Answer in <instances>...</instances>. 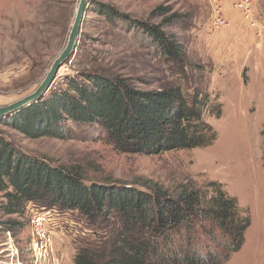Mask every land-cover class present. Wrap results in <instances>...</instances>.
Returning <instances> with one entry per match:
<instances>
[{
	"label": "rangeland",
	"instance_id": "374dc122",
	"mask_svg": "<svg viewBox=\"0 0 264 264\" xmlns=\"http://www.w3.org/2000/svg\"><path fill=\"white\" fill-rule=\"evenodd\" d=\"M232 2L225 0L229 26L214 29L210 0H90L76 49L51 87H61L67 75L96 71L131 78L145 90L174 85L190 93L208 90L223 110L222 116L207 118L217 131L213 144L152 155L124 153L98 124L71 125L66 139L31 138L5 123H0V134L20 152L81 170L88 183H157L173 190L192 182L203 191L211 182L221 183L251 219L243 248L223 264H264V0H255L260 31L247 25ZM78 3L0 0V107L29 94L44 80L67 44ZM97 4L112 5L153 24L171 14L154 15L158 7L180 14L183 21L164 29L181 41L186 64L179 67L166 59L125 22L107 20L96 11ZM37 211L51 212L55 224L50 252L38 261L30 249L31 220ZM9 219L27 225L14 231L0 228V264H74L78 246H95L100 235L78 211L59 206L31 202L22 217L0 210V226ZM13 249L18 250L15 261L9 256Z\"/></svg>",
	"mask_w": 264,
	"mask_h": 264
},
{
	"label": "trees",
	"instance_id": "16d2710c",
	"mask_svg": "<svg viewBox=\"0 0 264 264\" xmlns=\"http://www.w3.org/2000/svg\"><path fill=\"white\" fill-rule=\"evenodd\" d=\"M95 9L107 20L125 22L174 64H186L181 41L164 29L184 18L169 7L154 10L171 13L159 24L133 19L109 4ZM222 111L208 90L190 93L179 85L145 90L120 74L79 71L0 123L31 138L61 139L70 135L71 125L98 124L120 152L152 155L213 144L217 131L207 118ZM86 181L81 170L20 152L0 134L4 215L22 217L33 202L78 211L97 227L96 245L80 244L74 264H223L246 242L251 219L221 183L211 182L203 191L192 182L171 190L157 183ZM26 225L9 219L0 228Z\"/></svg>",
	"mask_w": 264,
	"mask_h": 264
},
{
	"label": "built area",
	"instance_id": "2783aa9c",
	"mask_svg": "<svg viewBox=\"0 0 264 264\" xmlns=\"http://www.w3.org/2000/svg\"><path fill=\"white\" fill-rule=\"evenodd\" d=\"M210 3L213 9V28L219 29L229 26L225 0H210ZM232 7L243 16L250 28L261 30L260 22L254 15L255 0H233ZM52 218L51 212L48 211H37L32 217L33 236L30 240V249L37 261L48 256L50 252L52 244L51 232H53V225H55ZM10 253L9 256L14 259L18 255V250L13 249Z\"/></svg>",
	"mask_w": 264,
	"mask_h": 264
},
{
	"label": "water",
	"instance_id": "95a60500",
	"mask_svg": "<svg viewBox=\"0 0 264 264\" xmlns=\"http://www.w3.org/2000/svg\"><path fill=\"white\" fill-rule=\"evenodd\" d=\"M90 0H79L75 20L73 22V26L71 32L69 34V38L67 41L66 46L61 51V53L57 56V58L52 63L46 77L40 83V85L30 92L29 94L25 95L24 97L18 99L17 101L13 102L12 104L1 106L0 107V120L8 117L15 112L25 108L37 101H39L44 95H46L49 90L51 89L54 81L56 80L59 70L63 64L73 55L77 40L79 37V33L81 30L82 20L86 11V8L89 4Z\"/></svg>",
	"mask_w": 264,
	"mask_h": 264
}]
</instances>
